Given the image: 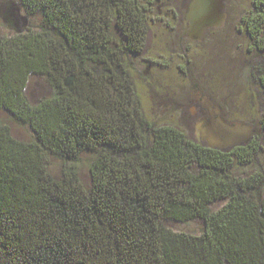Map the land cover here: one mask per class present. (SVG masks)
Wrapping results in <instances>:
<instances>
[{"label": "trees", "instance_id": "obj_1", "mask_svg": "<svg viewBox=\"0 0 264 264\" xmlns=\"http://www.w3.org/2000/svg\"><path fill=\"white\" fill-rule=\"evenodd\" d=\"M153 3L0 0V109L32 131L0 122V264H264V112L225 149L148 119L128 58ZM242 22L264 93V0ZM195 220L199 234L175 229Z\"/></svg>", "mask_w": 264, "mask_h": 264}, {"label": "rangeland", "instance_id": "obj_2", "mask_svg": "<svg viewBox=\"0 0 264 264\" xmlns=\"http://www.w3.org/2000/svg\"><path fill=\"white\" fill-rule=\"evenodd\" d=\"M182 1L154 0L146 45L140 53H132L128 58L147 118L155 124L179 127L195 138V123L199 118L191 102L195 83L197 90L222 108L227 120L257 126L264 112V93L251 71L259 56L250 49L251 40L242 22L243 16L252 9L253 0H225V24L207 30L201 41L181 36L178 31V26L185 28L180 19L184 14ZM176 9L180 14L174 17ZM23 15L28 17V24L33 21L22 10L14 16L17 29L23 27ZM3 30L7 32L0 17V31ZM29 89L41 95L48 92V85L44 79L34 76ZM0 122L8 123L21 139L32 137L27 125L14 121L1 109ZM87 159V153H83L76 164L84 182L90 183ZM258 160L264 169V150ZM202 228L203 223L198 220L175 225L177 230L198 234Z\"/></svg>", "mask_w": 264, "mask_h": 264}, {"label": "water", "instance_id": "obj_3", "mask_svg": "<svg viewBox=\"0 0 264 264\" xmlns=\"http://www.w3.org/2000/svg\"><path fill=\"white\" fill-rule=\"evenodd\" d=\"M185 28L183 36L201 41L207 30L222 27L227 19L225 0H183ZM22 29L28 26L29 19L23 15ZM147 72V71H146ZM207 110L202 111L195 123V139L209 147L225 149L247 142L260 130L244 121H229L223 116L222 108L213 104L211 98L204 96Z\"/></svg>", "mask_w": 264, "mask_h": 264}, {"label": "flooded vegetation", "instance_id": "obj_4", "mask_svg": "<svg viewBox=\"0 0 264 264\" xmlns=\"http://www.w3.org/2000/svg\"><path fill=\"white\" fill-rule=\"evenodd\" d=\"M182 12H183V10H182ZM173 13H174V17L175 16H179V14H180L179 10H177V9H176V11H173ZM180 19H181L182 23L185 25L184 14H183V16ZM178 31H180L181 36H183L184 28H182L181 26H178ZM194 93H197V94H194ZM204 96H205L204 93H202L201 91L197 90L196 84L193 83V95H192V98H191V102L194 104V108H195V113L194 114L198 115L199 117L203 115L202 111H204V110L206 111L207 110V107L204 105V103H205ZM213 104H214V106L216 105L214 101H213Z\"/></svg>", "mask_w": 264, "mask_h": 264}]
</instances>
